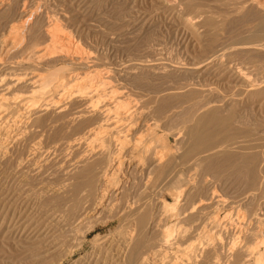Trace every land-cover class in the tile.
<instances>
[{"label":"bare ground","instance_id":"1","mask_svg":"<svg viewBox=\"0 0 264 264\" xmlns=\"http://www.w3.org/2000/svg\"><path fill=\"white\" fill-rule=\"evenodd\" d=\"M44 2L0 0V68L5 70L0 72V138L3 136L5 140L2 137V142L7 143L4 147L0 146V155L6 153L11 146L13 148L17 146L25 140L24 138L26 141L37 139L38 134L32 132L47 126L51 118L49 119L50 115H46L45 112L49 113V107H52L60 124L69 128L67 133L71 138L66 142V147L79 152L74 154V151L73 157L70 154L72 158L64 168V179L60 184L44 192L38 189L40 191L36 193L56 196L55 194L68 190L76 195L85 188L90 201L87 202V197L86 202L82 204L74 202L70 210L73 214L72 223L76 227L80 226L79 228L85 224L89 225L96 219L95 216L101 211L103 213L105 210H102L103 208L118 205L121 198L124 199L122 208L119 209L121 212H128V220L133 227L123 243H120L121 252L118 250L119 247L116 248L119 253L114 256L112 264H264V129L256 126L258 128L251 130L247 127L250 124L254 127L260 124L246 123L249 116L245 120V109L235 108L241 106L243 98V101L236 98L225 99L227 101L222 103L221 109L216 106L218 101L212 103L211 100L199 99L198 96L196 101L189 102L190 98L187 97L186 100L185 94L183 97L176 91L172 93L174 91L172 90L168 91L175 96L174 98L172 95L174 98L172 105L171 98L161 94L162 92L159 99L161 102L158 101L157 107L153 105V108L151 106L147 108L146 106L152 103L145 100L142 103L140 101L141 104L137 101L131 102L132 100L129 101L126 97V88L124 89L122 83L124 79L129 82L130 79L133 80L134 73L132 75L126 68L122 71L100 69L90 61L87 52H84L85 54L82 50L79 52L70 32H64L60 27L58 22H62V19L58 20L50 14L49 17L43 12L46 11ZM233 20L241 25L246 23L245 27L249 28L246 37L248 44L245 43L243 46L244 43L241 42L242 50L236 49L247 53L263 51V42L257 44L255 41L264 39V17L256 15V12L249 8ZM234 21L232 23L237 24ZM250 21L253 26L247 23ZM207 23L210 25L209 21ZM78 33L80 32H77V35ZM224 51L219 55L205 58L201 62V67H205L202 71L213 77L231 78L239 83L244 75L220 62ZM27 63L33 68L34 66L42 69L53 68L56 65L63 67L53 71L48 69L44 74L40 69V74L34 76L28 74L32 67L27 68L28 70L21 69L28 71L27 73L18 70L20 75L14 74L15 71L13 72V68L10 67L18 69ZM33 70L31 69V72ZM156 70L152 69L153 72ZM188 70L191 74L196 73L192 69ZM241 84L243 88L241 93L248 92L249 97L264 94L262 88L264 81L249 84L241 81ZM255 88L258 90L251 91ZM15 89L17 92L27 94L20 95L21 97L24 95V98L19 97L20 99L25 100L27 97L26 100H32L38 97L41 102L34 99L33 101L36 100L39 105L36 106L31 101V104L25 105L26 107L18 105L14 102L16 96L9 97ZM212 90L210 92L213 93ZM189 93L187 96L191 95ZM192 95L195 93L192 92ZM135 97L137 96L131 98ZM256 104L258 107L261 106V103ZM144 108L148 112H145ZM218 133L225 135L223 138L225 141H222L223 139L218 141L221 139L218 136L216 139ZM29 134H32L31 137H28ZM170 136L176 141L174 146L169 145ZM87 137H90L92 143L94 141L98 144L85 145L83 148V144H89ZM38 144L39 142H34L32 146L29 145V149L31 147L28 151L29 157H35L39 150ZM214 150V153L204 155ZM49 157L51 155L44 157L43 161L39 159L43 162L41 165L43 169L39 168L36 173L44 171L47 166L54 167V164L49 165L54 160ZM225 163H230L228 170L232 177L229 179L219 175L221 171L219 169L223 168ZM239 205H244L247 210L242 208L246 211L245 214L236 215L235 218L234 214L232 221L229 210H234V206L238 208ZM185 211L190 215L184 216L187 217L190 227L185 225L184 227H189L188 230L182 228L180 231L178 229V232L182 231V237L192 238L185 239L189 240V243L186 241L187 245L182 247V250L179 246L180 251L169 252L171 245L175 243L173 240L177 231L175 224L168 226L166 220L168 221L170 217H181ZM130 224L127 225L130 227ZM54 233L48 237V233L44 234L45 241L48 240L46 245L49 246V250L58 249L56 245L60 239L58 241ZM80 233L83 240L86 233L84 231ZM177 240L179 243L180 240ZM45 241L43 240L44 244ZM119 241L122 242L121 238ZM171 255L172 257L175 255L174 258Z\"/></svg>","mask_w":264,"mask_h":264},{"label":"rangeland","instance_id":"2","mask_svg":"<svg viewBox=\"0 0 264 264\" xmlns=\"http://www.w3.org/2000/svg\"><path fill=\"white\" fill-rule=\"evenodd\" d=\"M44 1V9L46 8V11H43L44 9H41V11L44 13L46 12L45 14L49 17L51 15V17H55L58 20L62 19V22H58L60 27H62L64 32H70L69 34L71 35L72 39L78 45L79 52H81V50L83 54L87 52V57L90 56L89 58H91L90 61L98 65L100 69L122 71L124 68H126L132 73V75L134 73L133 80L130 79L129 82V80L126 81V79H124V82L122 83L124 89L126 88V97L129 101L132 100L131 102L137 101L139 103L140 101L142 103L144 100L146 102L150 101L152 104H148L149 106L146 107L150 108L151 106L153 108V105L154 107H157V103L159 104V102H161L159 100L161 94H165V96H169L171 98L172 103L170 104L172 105L174 104L173 102L175 98L172 93L176 91L177 93H181L182 96L185 94L186 100L190 98L188 99L189 102H193L194 100L196 101L198 96L199 99H208L209 101L211 100L212 103H214V101L217 103L216 101H218L219 103H217L216 106L222 109V103L227 101L225 99L236 98L239 101L244 100L241 106L235 108L241 109L243 107L242 109H245V120L249 116V121L247 119L246 123L260 124L255 125V127L251 124L248 126L246 123L244 125H247V127L251 130H254V128L258 127L264 129V94L260 95L259 97H249L248 92L241 93V91L243 92L241 81L245 82L246 84L254 81H264V50L258 51V53H247L236 49L240 48L242 43H244L243 46L248 44L246 37L249 34V28L247 29V27H245L246 23H243L244 25H241L237 21V24L232 23V21H234L233 19L237 17V15H240V13H242L244 10H248L249 8L254 10L256 15L264 17V0ZM54 14L58 18L53 16ZM207 21L210 22V25L207 23ZM247 23L253 26L252 21ZM77 32L80 33L77 35ZM78 39L79 41H76ZM261 39L259 42H257L259 39L255 41V43L260 44L263 42L264 44V39ZM222 48H224L225 51L222 50ZM240 50L242 49L240 48ZM222 51H224L226 54L224 53L222 59L220 60L221 64L232 68L233 70L235 69L236 71L240 72L241 75H244L243 78L241 77L242 80L239 83L231 80V78L227 79L224 77H213L212 75H208L207 72L202 71L205 69V67H201V62H203V60L208 56L215 54L219 55V53L221 54ZM30 65V63H27L21 68L18 67V69L14 68L13 66L10 67L13 68V72L15 71L14 74L17 73L20 75L21 73L18 70L22 71V68H26V70H28L27 68L29 67H32V70L34 68L38 69L37 71L33 70L31 72V69L29 68L30 70L28 71H30V73L27 71L29 75L32 74V76H34L38 73L40 74V69H42L41 67L39 68L34 66L33 68V66ZM61 66L63 67V65H56L54 66L55 68H44L42 69L41 73L44 74V71H47L48 69H51L52 71L54 69L58 70V68L60 69ZM151 67L157 70L153 72V68L151 69ZM188 69H192L196 73L191 74ZM0 70V72L5 71L4 68H0ZM51 70H49V72H51ZM22 72L24 73L26 71ZM152 72L156 74L154 75ZM165 88L166 90L168 89L167 93L169 95L166 93V90H164ZM257 88H255V90L251 89V91L253 90L255 92L258 90ZM16 90L17 89L11 92L12 94L10 93L9 97L14 98V96H16L14 99L17 100L24 93L20 91L17 92ZM211 90L213 93L210 92ZM168 91H172V93H169ZM186 92H190L191 95L193 92V94L195 93L196 96L189 95V97L187 96L188 94ZM13 93L15 94L13 95ZM157 93L158 95H156ZM208 93L210 97L206 98V96H209ZM230 94L235 97L233 98ZM24 95L27 96V94ZM24 95L21 97L22 99L24 98ZM204 95L205 97L203 98ZM130 96H133V98L134 96H137L138 98L135 97V99H133ZM156 96H158L157 99L155 98ZM243 96L245 98L247 96L248 97L245 99ZM26 98L27 97H25V100L19 98L20 100H14V102H17L18 105L21 104L23 107H26L25 105L27 103L31 104V102L35 105L38 104L36 100L41 102L38 97H34L32 100H26ZM148 98L152 99L149 100ZM153 98H155L157 101H155V99L153 100ZM34 99L36 100L33 101ZM247 99L249 100L247 101ZM251 101H255L259 104L261 103V106L258 107L256 103ZM49 108L51 111L48 109L49 113L48 111H46L47 113L45 112L46 115H50L48 116L49 119L51 118V120L47 123V126L43 129H36L34 130L35 132H32L38 134L37 139L35 138L34 140L32 139V141L31 139L26 141V138H24L25 140L23 139L24 141H21L22 143L20 142L17 144V146L15 145L16 147L14 146V148L11 146L6 153H2L0 155V264H112L115 260H113V258H115L117 253H119L117 251L118 247V250L120 251V247H122L121 244L123 243L128 232H130L131 228L133 227L131 221L128 220V212H121L119 209L122 208L121 205L124 202V199L122 200L121 198V203L119 202L118 205H110L108 206L109 208H103L102 210L105 209L103 213L101 210H99L101 213L94 217L96 219L91 221L89 225H83V227H86H81V229L79 228L80 226H77V228L75 224L72 223L73 214L70 210L74 202L82 204L84 201L86 202V200L87 202L90 201L88 192L85 188H83L82 191L80 190L78 192L79 194L77 193L76 195H74L73 192L70 193L68 190L63 191L58 195L55 194L56 196L50 195L53 197L48 196V193H46V195H37L36 193L40 191L38 189H42L44 192L46 189L52 187L55 188L57 184H60V182H62L64 179V168L67 167L66 164H68V160H70L77 151L79 152V150H74L75 153L73 154V149H70L72 151L71 152L66 147V142L70 141L69 138H71L67 133L69 128L68 126H62L57 120V117L54 115L53 108ZM145 109L146 108H144V111ZM11 111L14 112V110ZM145 112H148V110L146 109ZM241 129H243V127ZM31 135L29 134L28 137H31ZM217 136L221 139H218ZM2 137L3 136H1V138ZM215 137L219 141L225 138V135L223 133H218ZM1 138L0 146L4 147L7 143L2 142L5 140L4 137L3 140ZM87 139L89 144H83V148L85 145L90 146L91 144V146H96L98 144V142L95 144L94 141L92 143L90 137H87ZM222 141H225V139ZM32 142H39L40 144H38L39 150L35 157H32L33 159L28 156V151L31 149V147L29 149V145L33 144ZM168 142L170 146H174L176 143L175 139L171 136L169 137ZM42 152L43 155H41ZM214 152L215 150L204 155H209ZM70 154H73L72 157H70ZM50 155L51 157H49V159L52 158L51 160H54L52 163H49V165L54 164V167L47 166L45 167L46 169L44 168V171L42 170L41 172L39 171V173H36L38 170H40L39 168L43 169L41 166L43 164L42 161ZM229 164L230 163H225L223 168L219 169L221 171L220 174L219 172L218 174L224 179H229L232 177L231 174H229L230 170H228ZM237 184L238 183H236V185ZM241 186L239 185V187ZM189 202H191V200H189ZM25 203L27 204L25 205ZM239 207L241 209L243 208L244 210H247L244 205H239L238 208ZM234 208L235 212L234 210H229L230 214H232L230 215L232 216V221L236 215L243 216L246 212L243 209V211H241V209H238L237 206H234ZM184 216L188 217L190 215L185 211L181 217H170L168 219L169 222L166 220L168 226L175 224L174 227L177 231V234L175 233L176 238L174 237L173 240L175 243L172 241L173 245L175 244V247L171 245L172 248L169 250V252H174L175 250L180 251L179 246H181L182 250V247L184 248V246L187 245L185 244L186 241L189 243V240L185 239L192 238L189 236V238L182 237V231L180 233L178 232V229L179 231L182 230V228L184 230H188L190 227L189 223H187V217L185 218ZM173 218L176 219L174 220ZM176 220L177 222H180L177 223ZM182 220L186 222L184 223ZM127 224H130V227ZM185 225H188L189 227H184ZM82 231L86 233L83 240L80 233ZM53 232H55L54 235L57 236L58 241L60 239L56 245L58 247L57 250H49V246L46 245L48 240L45 241V235H47L46 233H48V237ZM42 235L45 237L43 238ZM120 238L122 242L119 241ZM177 239H179V243L182 244H179ZM181 239L183 241L185 240L184 243ZM43 240L45 241V244ZM58 244L60 245L58 246ZM116 245L118 246L116 247ZM176 246L178 249H176ZM106 250L107 252H105ZM125 253L126 251L123 253V258ZM174 256L175 255L172 257L171 255L172 258H174Z\"/></svg>","mask_w":264,"mask_h":264}]
</instances>
